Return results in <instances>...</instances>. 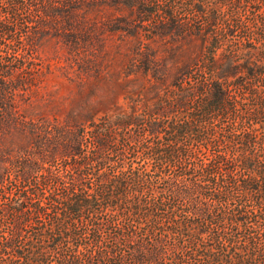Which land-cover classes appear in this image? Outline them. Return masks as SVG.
I'll return each mask as SVG.
<instances>
[{
    "label": "trees",
    "instance_id": "1",
    "mask_svg": "<svg viewBox=\"0 0 264 264\" xmlns=\"http://www.w3.org/2000/svg\"><path fill=\"white\" fill-rule=\"evenodd\" d=\"M0 264H264V0H0Z\"/></svg>",
    "mask_w": 264,
    "mask_h": 264
},
{
    "label": "rangeland",
    "instance_id": "2",
    "mask_svg": "<svg viewBox=\"0 0 264 264\" xmlns=\"http://www.w3.org/2000/svg\"><path fill=\"white\" fill-rule=\"evenodd\" d=\"M51 46H53L54 45V42H52L51 44H50ZM44 51H48V53L50 52V48H46ZM44 51H42L41 52V56L44 58V57H46V55H47V52H44ZM50 56H51V54H49ZM48 56V55H47ZM52 63H54V62H52ZM61 82V81H60ZM48 84H49V86L50 87H52V86H55V85H59V82H58V80L54 77V76H51L50 78H49V80H48V82H47ZM62 84H64L63 82H61ZM65 85V84H64ZM115 102L113 101H111V102H109L108 104H103L99 109H98V112H97V117H104L105 115H107V113L109 114L110 113V109H111V107H112V105L114 104Z\"/></svg>",
    "mask_w": 264,
    "mask_h": 264
}]
</instances>
